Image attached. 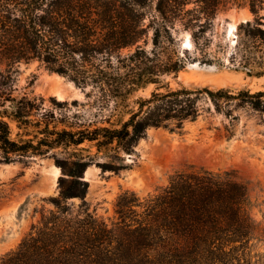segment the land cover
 <instances>
[{
    "label": "trees",
    "instance_id": "1",
    "mask_svg": "<svg viewBox=\"0 0 264 264\" xmlns=\"http://www.w3.org/2000/svg\"><path fill=\"white\" fill-rule=\"evenodd\" d=\"M192 1L195 5L187 7ZM257 1L264 0H250L253 12ZM219 4L220 0H0V64L5 65L0 68V161L44 154L54 147L67 153L56 159L62 174L59 193L50 199L55 208L0 264H264V255L252 254L256 225L245 206L246 186L229 170L176 171L168 184L143 197L123 190L115 200V228L72 216L66 204L70 197L84 200V172L90 164L102 171L128 167L124 153L135 152L148 127L181 128L200 115L202 100L223 110L224 101L240 97L264 109L262 101L244 99L260 97L264 90L182 85L160 89L162 77L176 74L187 60H211L205 49L209 44L199 35L200 16L213 19ZM260 24L247 20L238 29L246 26L244 35L264 40ZM179 28L191 31L195 52L181 47L173 33ZM149 29L152 46L147 48L144 36ZM199 51L204 57H198ZM234 52L246 54V41L237 43ZM31 60L88 89L87 95L98 109L109 111L108 117L84 121L67 100L50 96L47 104L43 95L14 94L13 65ZM149 83L158 85L149 96L130 99ZM10 121L24 135L13 138ZM101 154L109 159L98 160Z\"/></svg>",
    "mask_w": 264,
    "mask_h": 264
},
{
    "label": "rangeland",
    "instance_id": "2",
    "mask_svg": "<svg viewBox=\"0 0 264 264\" xmlns=\"http://www.w3.org/2000/svg\"><path fill=\"white\" fill-rule=\"evenodd\" d=\"M256 12L250 8V0H220L219 9L213 19L201 14L203 22L199 35L209 45L205 48L208 57L187 60L176 74L162 77L159 85L172 88L179 86L211 89L226 87L235 92L249 89L250 92L264 90V40L244 35L238 29L240 22L260 21L264 28V1L256 2ZM194 2L187 4L192 7ZM199 15V12H196ZM236 22L231 34L228 25ZM194 29H197L195 27ZM181 47L195 52L191 31L174 30ZM189 34L190 46L184 47V36ZM147 48L152 46V29L144 36ZM246 41V54L235 53L236 44ZM200 52V53H199ZM198 57H204L202 51ZM196 62V64H191ZM5 65L0 64V68ZM16 78L14 94L27 91L31 95H43L50 104V96L67 100L73 111L86 120H101L109 111L98 109L87 90L76 85L67 76L46 69L38 60L14 63ZM158 85L149 83L136 90L130 99L149 96ZM244 99L262 101L264 95L244 96ZM207 100V99H206ZM74 101V102H73ZM131 102V101H130ZM203 110L195 120H187L181 128L150 126L135 146V152L124 153L128 167L118 172L102 171L96 163L90 164L84 179L88 188L84 200L79 197L66 199L72 216L79 214L83 221H96L106 228L116 227L115 212L117 195L127 189L143 197L169 182L170 176L180 170L207 169L229 170L246 186V209L256 228L252 239V254L264 255V109L252 106L240 97H230L223 102V110H217L211 101L202 100ZM229 113H226V109ZM11 136L24 135V130L10 121ZM91 152L95 150L91 147ZM61 147L49 149L44 154L33 153L14 161H0V263L17 250L21 240L36 225L41 227L42 217L54 209L51 197L59 193L58 178L62 174L57 158L66 156ZM98 160L109 159L101 154ZM120 162V161H119ZM54 164L59 168L55 175ZM127 220L131 217L128 212ZM256 257L251 258V262ZM264 259V257H263Z\"/></svg>",
    "mask_w": 264,
    "mask_h": 264
},
{
    "label": "bare ground",
    "instance_id": "3",
    "mask_svg": "<svg viewBox=\"0 0 264 264\" xmlns=\"http://www.w3.org/2000/svg\"><path fill=\"white\" fill-rule=\"evenodd\" d=\"M235 23H236V22H231V23H229V25H228V29H227L229 34L232 33V31H233V29H234V27H235ZM183 41H184V47H189V46H190L189 34H186V35L184 36V40H183ZM191 64H196V62H193V63H191ZM50 170H51L55 175H57L58 172H59V168H58L56 165H54V164L51 165Z\"/></svg>",
    "mask_w": 264,
    "mask_h": 264
},
{
    "label": "water",
    "instance_id": "4",
    "mask_svg": "<svg viewBox=\"0 0 264 264\" xmlns=\"http://www.w3.org/2000/svg\"><path fill=\"white\" fill-rule=\"evenodd\" d=\"M183 46H184V41H183Z\"/></svg>",
    "mask_w": 264,
    "mask_h": 264
}]
</instances>
